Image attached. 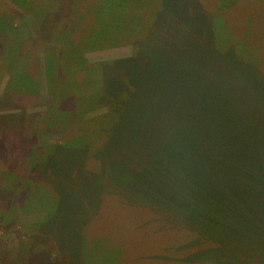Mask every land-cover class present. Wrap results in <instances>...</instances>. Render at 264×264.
I'll use <instances>...</instances> for the list:
<instances>
[{
	"label": "rangeland",
	"instance_id": "obj_1",
	"mask_svg": "<svg viewBox=\"0 0 264 264\" xmlns=\"http://www.w3.org/2000/svg\"><path fill=\"white\" fill-rule=\"evenodd\" d=\"M95 1L0 0V259L20 264H206L197 253L202 242L194 241L196 234H186L182 225L194 224L192 231L215 228L225 192L213 179L193 187V179L174 185L156 174L150 178V157L159 149L176 150L178 142L184 146L179 152L194 147L214 155L234 147L252 150L256 139L258 151H264V0L147 1L134 14L138 18L129 27V44L86 49V63L103 65L102 101L138 88L130 97V112L105 142L112 153L92 151L94 143L102 147L105 140L91 144L85 135H96L100 120L93 118L109 107L83 113L71 96L61 105L71 114L53 117L54 94L45 78L52 57L64 59L73 38L74 52L79 51L81 34L102 23L89 9ZM119 19L95 44L120 42L126 28ZM135 42L142 46L137 56L141 62L133 55ZM134 62L139 74L150 75V89L138 83ZM27 75L37 87H29ZM80 75L81 80L86 76ZM82 133L86 144L71 153L79 164L55 161L69 149L65 144ZM48 148L53 151L46 162H29V154H44ZM117 161L123 165L113 166L112 179L108 166ZM140 169L145 177L139 184L130 181ZM196 169L188 172L195 174ZM123 173L128 180L121 179ZM252 190L264 197L262 185L248 186L240 199H254ZM30 196L54 200L50 205L55 214L48 215L43 227L40 219L47 208L32 203ZM251 203L255 210L260 207L258 198ZM192 205L204 216L188 217ZM234 224L217 229L221 243L223 229L228 233L225 253L237 239L231 235ZM179 226L184 230L180 234L175 233ZM249 236L254 247L262 246L259 236ZM167 250L178 259L170 262L171 255L163 256ZM251 260L255 264L258 258Z\"/></svg>",
	"mask_w": 264,
	"mask_h": 264
},
{
	"label": "trees",
	"instance_id": "obj_2",
	"mask_svg": "<svg viewBox=\"0 0 264 264\" xmlns=\"http://www.w3.org/2000/svg\"><path fill=\"white\" fill-rule=\"evenodd\" d=\"M150 1L152 2V5H159L158 0H96L95 3L92 5L91 8H89L92 11V15L94 16L95 13L102 18V23H100L99 27L92 25L91 27L87 28L83 34H81L80 38V45L79 51L74 52V38L70 41L71 45L70 47L66 48V53H64L65 57L60 58L58 56L52 57L51 62L46 65V72H45V78L47 85L50 84L51 92H53L54 97L50 100L52 103L53 108V117L54 114L61 115H69L71 112L69 110H63L62 109V102L69 97H74V107H76L79 110H82L81 112L85 113L87 112L90 114L91 111L96 110L101 105L108 106V111L102 113L100 116L93 118L94 120H100L98 125V128L96 129V135H89L85 134L86 136H90V143L93 144V140H97V138H104V145L102 147L96 146L95 143L92 147V151L95 150L98 152L102 151L105 147V142L109 139L111 136V130L114 126H120L123 117L127 115L130 111L128 110V106L130 103V97L135 95V91H137V87L125 89L124 96L116 98L113 95H108L107 100L102 101L103 96V65L101 63H86L84 58V53L86 49L93 48V47H105L110 48L113 46H116L118 44H129V36H128V30L129 27H131V24H133L134 19H137L138 17H134V14L137 13L138 9H142V7L145 5V2ZM157 1V2H156ZM136 2H138L139 6L136 5ZM148 3V2H147ZM135 4V5H134ZM90 7V6H89ZM148 7V5H147ZM136 9V10H135ZM135 10V12H134ZM146 10V9H145ZM78 15V13H77ZM120 18L118 22L123 24V28L125 27V34L121 36L120 42H111L106 41L104 44L99 43L95 44V42L101 38L102 36L106 37V31L111 29L113 26H117L116 21L114 22L115 18ZM95 17V16H94ZM98 27V28H97ZM122 28V27H121ZM98 29V30H96ZM96 30V31H95ZM124 43H122V39L125 38ZM135 44V52L134 56H136L135 60H138L137 56L140 58V54L138 52L141 50L142 46H139L137 42ZM88 47V48H87ZM68 49V50H67ZM60 51H63L60 50ZM79 61L81 64H79ZM133 61V59L131 60ZM136 62V61H135ZM134 62V66L137 72V81L138 83L142 82L144 83V86H146L148 89H150V82L149 78L150 75L145 74H139L138 69V63ZM142 64V63H141ZM56 67V69H55ZM97 70V71H95ZM239 70L241 71L240 74L243 75V68L240 67ZM84 71V72H83ZM62 72V73H61ZM86 74L85 78L83 77L82 80L80 79L81 75L78 76L80 73ZM86 72V73H85ZM65 73V75H63ZM92 75V77H90ZM252 77L256 78L255 76L251 75ZM26 81H28L27 84H30L29 87H37V82L34 80V78L30 75H27ZM95 81V82H93ZM95 83L97 84L95 88ZM101 83V86L99 85ZM93 84V85H92ZM32 85V86H31ZM94 86V89H93ZM29 89V88H28ZM17 90V89H16ZM87 90V91H86ZM89 90L91 92L89 93ZM29 91H31L29 89ZM82 91H85L84 93ZM102 99V100H101ZM110 99V100H109ZM109 100V101H108ZM111 102L108 104V102ZM104 103V104H103ZM78 111V110H77ZM157 114V113H156ZM163 119V118H162ZM161 120V119H160ZM158 121V120H157ZM261 124V123H260ZM261 127H264L262 125ZM83 133L80 134V136L73 139L71 142H67L65 147L69 148L66 149V154L58 156L59 164L62 163L64 160L67 162H70L74 165H78L79 163H76L74 159H72L71 153H76V148H80L84 144H86V136ZM95 137V138H94ZM88 139V138H87ZM89 140V139H88ZM198 142L203 143L201 137L198 140ZM191 143V142H190ZM193 145L196 144V142H192ZM242 144V140L239 142V145ZM258 142L255 139V143L253 144V149H239L237 147H234L233 149H224L220 152L212 154L211 151H205L202 149L197 148H189L182 152H179L184 149V146L182 143L178 142L176 150L167 152L165 150H162L160 152L159 150H156L157 154L155 157H150V173H152L151 177H153L154 174H156L157 179L162 182V178L169 179V182L174 183V185H182L187 184L186 179H193L194 186H196L197 182H206L210 181V179H213L219 187V191H224L225 194L223 196V199L220 203V205L217 206L218 213L216 216L219 217V219L215 220L214 226L215 228H209V225L201 226L199 228H196V231H192L189 228L194 227L192 224L189 228H187L184 223V229L186 234L190 232H194L197 236L196 240L197 242H202L201 245L197 246L199 253V257H202V262L206 264H251L252 258H258L256 263H263L264 262V197H260L259 193L257 194L256 190L253 191V195L255 196L254 199H243V201L240 199L239 196L242 195L243 192H248V186L253 187H259L262 185L263 191H264V155H261L264 153V151H258ZM196 146V145H195ZM52 147V146H51ZM55 148V146L53 147ZM50 150V151H49ZM73 150V151H71ZM53 149L48 148L47 151L44 154H36L34 157L29 154V162L32 164H35L38 160L41 159V162H46L47 158L51 155V152ZM60 151V150H59ZM108 152H111V150H107ZM50 152V153H49ZM49 153V154H48ZM34 162V163H33ZM122 161H117L114 164L109 165L110 168V174L112 175V179H115V175L111 172L115 171L114 165H123L121 163ZM76 163V164H75ZM48 165V164H47ZM127 168H132L128 165H125ZM197 168L195 171V174L189 173V168ZM47 169V167H46ZM108 169V168H107ZM124 169V167H122ZM207 170L208 172L205 173ZM211 171H213V174H211ZM259 172V173H258ZM165 173V174H163ZM124 175L121 176V179L128 180L129 175L123 173ZM104 177V175H103ZM145 177L144 172L140 169L138 177L133 175V179L130 181H133L136 184H139V180L143 179ZM97 178V177H95ZM108 178V177H107ZM111 180L110 178H108ZM96 179H93V181ZM95 182H92V187L95 185ZM94 183V184H93ZM40 190L42 189L41 186H37ZM91 187V188H92ZM91 192V190H90ZM35 191H30V194H34ZM264 194V192H263ZM29 195V193H28ZM91 195V193H90ZM232 195L234 199L231 200L227 199V196ZM189 197L192 198V195L190 194ZM46 198V199H45ZM50 197H42L39 202V199L34 200L31 196L28 197V200L32 201V203H39L41 206H44L47 208V215H43L40 219V227H43L46 223H48V215L49 217H53L55 214V211L53 212L54 207L50 204ZM257 198L259 201L260 207L258 209H253L251 202H257ZM57 199V198H56ZM24 201L25 203L28 202ZM229 201H233V204L230 206ZM94 202V199H91L89 203ZM29 203V202H28ZM255 211V212H254ZM262 213V214H260ZM186 214L188 217L192 216V218H195L197 215L204 216V214L199 211L198 206L192 205L186 210ZM209 215H207L208 217ZM232 218V219H231ZM47 221V222H46ZM234 224V231H231V235H235L237 239L234 240V243L230 245V250L226 253L223 251L224 245L227 246V235L226 229H223V241L221 243L219 236H221L220 233L217 232V229L220 226H228L229 224ZM181 226V225H180ZM179 227L175 228V233L180 234L181 232H184V230L180 229ZM240 228H239V227ZM245 227L247 230L242 231V227ZM174 226H172L173 228ZM250 227L254 228L256 231L253 233L251 232ZM216 233L218 234V237L216 236ZM251 233L254 235L255 239L259 236L260 240L262 242V246L254 247V240L252 239ZM222 235V236H223ZM230 235V237H231ZM84 239V238H83ZM85 240V239H84ZM202 240V241H201ZM221 243L219 244L218 243ZM206 243V244H203ZM88 242L86 243V240L84 242L83 248H87ZM165 254L170 257L171 255V261L174 262L178 259V255L173 250L170 251H164ZM223 256L225 258L223 259ZM244 257L247 259L245 262H241V257ZM163 258V257H162ZM164 260V259H163ZM255 263V264H256ZM0 264H20L18 262H13V260H3L0 259ZM264 264V263H263Z\"/></svg>",
	"mask_w": 264,
	"mask_h": 264
}]
</instances>
